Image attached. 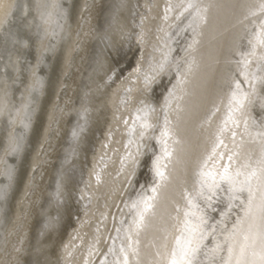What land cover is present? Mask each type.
Listing matches in <instances>:
<instances>
[{"label":"bare ground","instance_id":"1","mask_svg":"<svg viewBox=\"0 0 264 264\" xmlns=\"http://www.w3.org/2000/svg\"><path fill=\"white\" fill-rule=\"evenodd\" d=\"M0 264H264V0H0Z\"/></svg>","mask_w":264,"mask_h":264},{"label":"water","instance_id":"2","mask_svg":"<svg viewBox=\"0 0 264 264\" xmlns=\"http://www.w3.org/2000/svg\"><path fill=\"white\" fill-rule=\"evenodd\" d=\"M72 170V169H71ZM72 172V171H71ZM74 171L70 174L73 177Z\"/></svg>","mask_w":264,"mask_h":264}]
</instances>
